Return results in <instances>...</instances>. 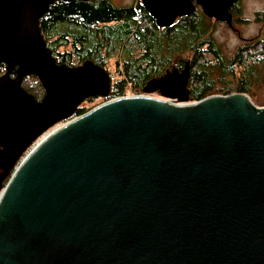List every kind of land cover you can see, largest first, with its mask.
<instances>
[{"label":"water","instance_id":"95a60500","mask_svg":"<svg viewBox=\"0 0 264 264\" xmlns=\"http://www.w3.org/2000/svg\"><path fill=\"white\" fill-rule=\"evenodd\" d=\"M55 1L0 0V264H264V107L245 93L192 102L187 61L144 85L166 100L75 116L111 76L56 61L39 27ZM237 2L196 0L229 27Z\"/></svg>","mask_w":264,"mask_h":264},{"label":"trees","instance_id":"16d2710c","mask_svg":"<svg viewBox=\"0 0 264 264\" xmlns=\"http://www.w3.org/2000/svg\"><path fill=\"white\" fill-rule=\"evenodd\" d=\"M236 4L232 11L239 14ZM137 9L118 7L110 0H57L41 16L39 27L58 63L76 66L92 60L105 68V61L116 54L123 78L111 86L104 101L126 96L127 84L141 94L147 81L163 75L175 65L174 56L187 51L191 54L188 87L192 102L210 95L245 93L264 105L255 92L264 86V32L245 40L233 54H225L210 36L211 20L200 9L163 30H157L147 16L142 17L149 22L144 26L137 19ZM255 20L264 24V8L255 14ZM4 70L1 65L0 72ZM29 79L33 82L27 84ZM23 83L29 93L37 87L42 95L36 77L24 76ZM87 111L80 106L75 116Z\"/></svg>","mask_w":264,"mask_h":264},{"label":"rangeland","instance_id":"374dc122","mask_svg":"<svg viewBox=\"0 0 264 264\" xmlns=\"http://www.w3.org/2000/svg\"><path fill=\"white\" fill-rule=\"evenodd\" d=\"M110 1L115 6L125 7V6H134L138 0H110ZM236 6L238 8L237 10H239V14L234 13L232 11L233 15H234L233 16L234 18L232 20L234 27H229L225 22H219V21H215L214 19L209 18L211 20V23H210L211 27H210L209 34L214 39V41L217 42L221 46L222 51L225 54H233V52L236 50V48L240 44H242L245 40L254 39L255 37L262 36V32H264V24L259 23L255 20V14L264 8V0H238ZM199 9H197L196 11H198ZM148 23L149 22L147 20H145L143 22V25L148 26ZM60 49H63V48H60ZM190 55H191L190 52L186 51V53L182 54L180 57H178L177 55L174 56L173 61L175 64L177 62L182 64L184 61H189V58L191 57ZM116 57L117 56L114 53V55H112L110 58H108L104 63L105 69L109 72V74L111 76V86L116 81L123 78L121 76V73L119 72L120 69L118 71V65H117V58ZM180 60H182V62H180ZM171 68L172 67L170 65V67H168V70ZM2 73L3 72H0V74H2ZM30 82H33V79H29L28 82H26V83L29 84ZM22 85H23V87H25L23 81H22ZM127 87L129 88L127 91L128 96L146 95L148 97L156 98L159 100H166V98L161 96L158 91L150 92V93H143L141 91V94H137V93H134L133 91H131L129 84H127ZM255 92H256L257 101H260V103L264 102V86L258 87ZM30 93L32 95H34L35 98L37 97V99H40L43 95V93L41 95V91L40 90L38 91L37 87H33L32 91H30ZM103 102H106V101H104L102 99V97H92V98H89V99H86L85 101H83L79 105V107L80 106L85 107V108H88V110H90V109L100 105ZM253 103H255L259 107H264V105L256 103L254 101H253ZM64 122L65 121L55 125V127H53L52 129L57 128L58 126L62 125ZM42 137H40L36 142H38ZM34 145H35V143L32 144V146L26 151V153ZM7 180H8V178L3 182V186H5V184L7 183Z\"/></svg>","mask_w":264,"mask_h":264},{"label":"flooded vegetation","instance_id":"af4514ba","mask_svg":"<svg viewBox=\"0 0 264 264\" xmlns=\"http://www.w3.org/2000/svg\"><path fill=\"white\" fill-rule=\"evenodd\" d=\"M191 3L194 5V10L191 13L184 14V15L179 14V12L182 10L180 8H173L172 7V10L163 9L159 5V0H138L134 6L138 7V9H137L138 10L137 11L138 21H142V20L144 21V19H146L145 17L147 16L154 23V26L157 30H163V29H167V28L172 27L175 23H178L183 18L190 17L192 14H194L196 12L197 9L200 8V10H201V7L196 4V0H191ZM118 7H121V6H118ZM127 7H129V6H127ZM232 8H233V5L230 6V11L233 15ZM173 11H176V13H178V15L175 17L174 21L171 24H168L169 23L168 19L170 17L171 12H173ZM142 17L144 19H142ZM186 62L187 61H184L182 64L177 62L173 67H177L179 70H182L185 67ZM189 66H190V64H189ZM189 70H190V67H189ZM0 172H1V170H0Z\"/></svg>","mask_w":264,"mask_h":264}]
</instances>
